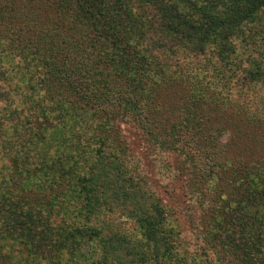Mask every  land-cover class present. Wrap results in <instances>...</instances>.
Returning <instances> with one entry per match:
<instances>
[{
    "label": "trees",
    "instance_id": "obj_1",
    "mask_svg": "<svg viewBox=\"0 0 264 264\" xmlns=\"http://www.w3.org/2000/svg\"><path fill=\"white\" fill-rule=\"evenodd\" d=\"M0 264H264V0H0Z\"/></svg>",
    "mask_w": 264,
    "mask_h": 264
},
{
    "label": "rangeland",
    "instance_id": "obj_2",
    "mask_svg": "<svg viewBox=\"0 0 264 264\" xmlns=\"http://www.w3.org/2000/svg\"><path fill=\"white\" fill-rule=\"evenodd\" d=\"M127 129L125 127V132L127 136L129 135L131 137L129 138L131 142V149L134 151L136 156H143L144 160L142 161V164L143 166L145 165L144 168L147 170V167H149L150 165L152 166L154 164L157 165V163L154 160L150 159L151 152L150 149L147 150L146 143L144 145L141 144L139 139V134L138 137L135 135V131H136L135 128L130 129L128 127ZM167 161L173 164L174 167L177 160L173 156H168ZM149 171H153V169L150 168ZM174 178H175V174L172 173V174L158 176L151 180L153 182L155 189L163 198V202L167 203V205L169 206H174L175 208L178 209L176 210L180 213L184 211V215H186L193 209L191 206V201L186 196H184L186 195L185 179L183 177H177L176 179Z\"/></svg>",
    "mask_w": 264,
    "mask_h": 264
}]
</instances>
